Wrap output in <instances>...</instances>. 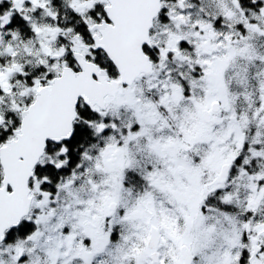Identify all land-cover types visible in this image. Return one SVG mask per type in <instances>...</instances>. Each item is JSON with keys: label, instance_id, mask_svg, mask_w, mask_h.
Masks as SVG:
<instances>
[{"label": "snow or ice", "instance_id": "snow-or-ice-1", "mask_svg": "<svg viewBox=\"0 0 264 264\" xmlns=\"http://www.w3.org/2000/svg\"><path fill=\"white\" fill-rule=\"evenodd\" d=\"M0 264H264V0H0Z\"/></svg>", "mask_w": 264, "mask_h": 264}]
</instances>
